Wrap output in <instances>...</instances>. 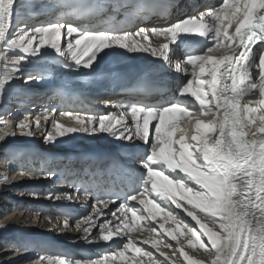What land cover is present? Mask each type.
<instances>
[{
	"label": "snow or ice",
	"instance_id": "obj_1",
	"mask_svg": "<svg viewBox=\"0 0 264 264\" xmlns=\"http://www.w3.org/2000/svg\"><path fill=\"white\" fill-rule=\"evenodd\" d=\"M177 7V0H0V104L17 79L41 83L57 69L91 77L94 65L116 50L148 54L178 81L171 96L158 102H150L146 89L111 104L106 114L48 106L32 119L31 113L14 122L0 117V142L17 130L34 138L36 128L48 145L76 134H106L146 146L137 158L140 175L119 173L127 189L117 209L109 206L121 193L108 192L96 196L92 212L75 222L86 244L99 239L119 246L97 259L40 255L34 264H109L117 257L123 264H145L140 258L172 264L176 253L186 264H205L179 244L177 234L184 236L185 230L187 247L201 250L207 264H264V0H218L174 23H146ZM151 37L163 40L153 46ZM179 47L183 57L174 61L171 53ZM46 56L50 66L42 67ZM57 112L80 127L60 124ZM72 187L74 193L49 199L75 195L87 201L92 195L88 187ZM160 220L164 223L153 226ZM169 222L173 230L165 227ZM62 227L71 230L67 218ZM137 229L162 232L177 244L173 248L163 238L137 241L132 236ZM160 244L172 249V256L160 251Z\"/></svg>",
	"mask_w": 264,
	"mask_h": 264
},
{
	"label": "bare ground",
	"instance_id": "obj_2",
	"mask_svg": "<svg viewBox=\"0 0 264 264\" xmlns=\"http://www.w3.org/2000/svg\"><path fill=\"white\" fill-rule=\"evenodd\" d=\"M120 15L121 18L118 20L121 23H125L124 18L126 17L123 14ZM162 40L163 39H155L151 41L153 46H155L162 42ZM175 54L172 52L171 55L175 56ZM40 64L42 67L50 66V58L46 56ZM94 67L96 68V71L91 77L70 72L66 69H57L46 75L41 83L31 81L20 84L21 79H17L3 97V102L0 104V117L14 122V118H20L23 116L22 113L30 112L33 113L30 117V119H32L35 115L40 114L43 108L48 106L57 109L72 107L98 114V112L100 113L99 107L101 105H96L95 103L90 102V97L92 89L95 87L93 86V83L96 82L98 75L102 73L105 74L103 75V78H107V75L112 73L130 77L136 76L139 78V81H142V79L146 77L158 76L164 79L165 84L169 83L172 85V82H169V80H171L170 74L166 69L161 68V62L145 53L129 54L116 50L113 54L104 56V58L99 60ZM95 76H97L95 78L96 80L92 78ZM165 84H162V87H165ZM69 100H71V103L68 102ZM75 101H77V104H74ZM89 105H95V108L90 107ZM108 112L110 111L106 110L104 114ZM57 119L60 124L66 127H73L74 124L78 125L73 120L71 123V119L67 117H59L58 112ZM41 124H44L43 116H41ZM0 127H2V125H0ZM251 130L255 131V126H253ZM77 138L78 142L81 143L83 139H85V143L89 142L90 139L94 140L95 143H92L94 145L89 144L86 148H83L81 143L76 142ZM41 140L42 136L40 131L34 135V138L22 137L17 133L14 138L9 137L5 141L0 142V159L9 153L15 160V163L13 162L14 164H9L8 162V164L5 162V164L0 163V177H4V179L6 178L5 181L4 179L0 180V197L5 199L8 197V193L15 189L21 191L20 193L22 194V196H19V199L15 200V202L14 197L5 200L1 198L3 201H9V207L11 205L14 207L15 211L19 212L12 215L5 214V218L0 221V242L11 241L13 245L14 243L33 244L35 250H45L42 254H38V257L40 255L55 257L68 252L72 253V259H89V257L97 259L94 257L99 256L98 258H100L103 255L112 252L119 246L118 243L105 242L97 239L91 244H86L78 237L81 236L82 233L75 229V220L89 215L92 212V206L95 204L94 201H91L90 198L85 201L82 196L80 199H76L75 195H73L71 200L66 199L63 196H61L59 200L55 199L54 196L52 199H49V194L59 195L65 192L74 193L67 183H61L57 186L53 185L60 180H67L66 177L70 176L71 172H74L75 169L83 168L84 166L90 167L94 163H97L98 161L96 158H99L100 156L99 151H110L115 148V151L122 154L129 151V145L131 143L117 141L106 134L99 135L98 137L82 135L79 141L78 134H76L75 136L58 138L56 144L63 146L66 145L69 151H75L63 154L60 153L61 151L54 153L49 152L48 150H42L40 145ZM99 148L105 149L100 150ZM77 151H88L90 152V155H86L85 153L76 154ZM144 153L145 151H143V154ZM24 154H28V156L30 155L29 160L19 161L18 159ZM108 154H110V152ZM40 159L42 160V163H40ZM35 162L37 163L35 164ZM134 167L140 168V165L137 164L134 165ZM40 169L43 170L44 176H39L35 173L37 170L40 171ZM15 170L18 172L14 174L12 182L8 183V179L10 178L8 177V173H13ZM49 170L55 172V176L46 175ZM21 171L30 173V175L20 176L19 173ZM76 173L77 170H75L73 175ZM80 173L82 174V171L79 172V174ZM79 174H76L74 179L77 180L80 178ZM18 195L19 194H16V196ZM117 207L109 206V209L115 211ZM35 209L38 210L39 215L41 214L39 218L37 217V219H40V223L26 226L24 224L27 220L26 216H30L31 212ZM176 211L183 216L185 222L189 223L190 226H194V222H191L190 218L184 216L180 210ZM61 212L67 214L71 230L62 227L64 218L56 219L54 217L55 215L53 216V214H59ZM86 212L87 215H84ZM46 214H48V216ZM48 217L52 219V224L48 223ZM110 218L111 217L108 216L102 217L101 219ZM99 222L100 221H98V223ZM159 223H164V221L160 220L153 226L158 227ZM165 227L169 230H173L175 224L169 222L165 224ZM209 227L213 226L209 225ZM93 232H96L95 228L93 229ZM132 236L133 239L137 241H150L152 239L163 238L167 243L172 244L173 248L177 244V241H171L167 237H163L162 232L160 236H155L147 231L141 232L140 229H137L132 233ZM189 236L190 234L187 233V230H185L184 236L177 234L179 244L181 246L186 245V248L184 246V250L190 256L204 261L205 264H207L206 256L201 250H193L187 247ZM143 247L145 250L152 251L155 255L159 256V253L156 252L155 249H152L150 244H144ZM159 249L160 251L167 253L169 256H172L173 250L165 247L164 244H160ZM14 251L15 250H12L11 248L5 249L1 252H3V255H6L8 252ZM31 253L37 254L34 251H31ZM130 255L132 254L130 253ZM13 259L14 261H17L22 258L10 257L7 258V260H4L3 258L0 259V264H8L13 261ZM140 259H143L145 264H149L147 258ZM160 259H163V257H160ZM109 264H123V262L117 257L115 260H110ZM129 264H131V262H129ZM172 264H186V262L183 260V257L179 256V253H176V256H173Z\"/></svg>",
	"mask_w": 264,
	"mask_h": 264
},
{
	"label": "rangeland",
	"instance_id": "obj_3",
	"mask_svg": "<svg viewBox=\"0 0 264 264\" xmlns=\"http://www.w3.org/2000/svg\"><path fill=\"white\" fill-rule=\"evenodd\" d=\"M25 81L24 80H22L21 79V82H20V84H22V83H24ZM10 109H12V108H10ZM9 109V110H10ZM8 110V111H9ZM28 113H30V112H24V113H22V115H25V114H28ZM1 114V113H0ZM32 115H33V113H31ZM19 118V117H18ZM13 120V119H12ZM50 130V129H49ZM40 131H42V129H36V128H33V132L35 133V134H37L38 132H40ZM19 132H20V130H17V133L19 134ZM79 137V136H78ZM105 139H106V137H105ZM85 139H83V141H82V143L81 142H78V138L76 139V142H78V143H81L82 145L83 144H86L85 142ZM41 147H42V150H48V151H52V152H54L55 153V151H69V149H68V147L66 146V145H58V144H55V145H48V144H45L44 143V140H43V138H42V140H41ZM92 145H94V144H92ZM84 148V147H83ZM100 150L101 149H105V148H99ZM73 151V150H72ZM6 156V157H5ZM3 158H1L0 159V163H3V164H14L15 163V160H14V158H13V156H11L9 153H7L6 155H5ZM29 158H30V155L28 156V154H24L22 157H20L18 160L19 161H22V160H29ZM36 161H38V160H36ZM40 161V163H42L41 161V159L39 160ZM5 162V163H4ZM8 162V163H7ZM14 162V163H13ZM37 162H35V164H36ZM52 168H53V166H52ZM55 170V169H54ZM16 172H18V171H13V173H11V172H9L8 173V177H10L9 179H8V183H11L12 182V180H13V176H14V174L16 173ZM41 172V173H40ZM35 173H37L39 176H44V173H43V170H41L40 169V171H38L37 170V172H35ZM4 179V177H0V180H3ZM6 179V178H5ZM5 179H4V181H5ZM60 182H62V181H60ZM7 183V182H6ZM58 183L59 182H56V183H54V185L53 186H57L58 185ZM59 184H61V183H59ZM15 191V192H14ZM11 190L10 191V193H8V197H6L5 199H9V198H13L14 197V202H15V200H17V199H19L18 197L19 196H22V194L20 193L21 191H18L17 189H15V190ZM15 194V195H14ZM16 194H19L18 196H16ZM30 195V194H29ZM38 195V194H37ZM28 196V195H27ZM2 197H0V221L3 219V218H5V214H9V215H12V214H15V213H17V212H19V211H15V209H14V207H12L11 205H10V207H9V201L7 202V201H3V200H5L4 198H2ZM7 202V203H6ZM8 204V205H7ZM38 214V210H33L32 212H31V215L30 216H26V218H27V220H26V223H24L26 226L27 225H33L34 223H40V219H37V217L39 218L40 217V215L39 216H36ZM35 215V216H34ZM47 216H48V214H46ZM55 215V216H54ZM59 215V216H58ZM63 215V216H62ZM84 215H87V212L84 214ZM53 216L56 218V219H61V218H68V216H67V214H65V213H63V212H61V213H59V214H53ZM34 217V218H33ZM36 217V218H35ZM60 217V218H59ZM77 220H79V219H77ZM77 220H75V221H77ZM1 223V222H0ZM211 226V225H210ZM79 238H81V236H78ZM77 237V238H78ZM185 246V248H186V245H184ZM12 248V250L14 249L15 251L14 252H8V254H6V255H3L2 253L3 252H1V251H3V250H5V249H11ZM31 251H34L35 253H37V254H34V253H31ZM43 252H45V250H35L34 248H33V244H20V243H14V245H13V243L11 242V241H2V242H0V259H3L4 258V260H7V258H22V259H19V260H17V261H14V259H13V261H11V262H16V263H8V264H34V262H35V260L38 258V254H42ZM108 253V252H107ZM20 254V255H19ZM23 254H25V255H23ZM71 254V255H70ZM130 255V254H129ZM58 256V255H57ZM59 256H63V257H67V258H70V259H72V253H64V254H61V255H59ZM99 256H95L94 258H98ZM89 259H92V257H89ZM130 262V261H129ZM7 264V263H6Z\"/></svg>",
	"mask_w": 264,
	"mask_h": 264
}]
</instances>
